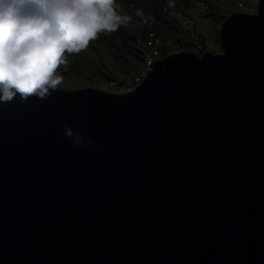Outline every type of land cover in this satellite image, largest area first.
Wrapping results in <instances>:
<instances>
[{"label": "water", "instance_id": "1", "mask_svg": "<svg viewBox=\"0 0 264 264\" xmlns=\"http://www.w3.org/2000/svg\"><path fill=\"white\" fill-rule=\"evenodd\" d=\"M219 39L0 111V264H264V0Z\"/></svg>", "mask_w": 264, "mask_h": 264}, {"label": "rangeland", "instance_id": "2", "mask_svg": "<svg viewBox=\"0 0 264 264\" xmlns=\"http://www.w3.org/2000/svg\"><path fill=\"white\" fill-rule=\"evenodd\" d=\"M202 0H116L117 11L129 17L126 24L111 33H101L87 49L68 56L59 71L63 86L59 89L95 88L126 93L145 77L148 67L143 46L153 34L165 46L161 55L190 50L201 44L204 51L223 52L219 32L228 16L236 12L256 13L258 0H205L208 18L199 16ZM243 3L244 9L238 10ZM190 20L192 29L184 22ZM204 53V52H203Z\"/></svg>", "mask_w": 264, "mask_h": 264}, {"label": "clouds", "instance_id": "3", "mask_svg": "<svg viewBox=\"0 0 264 264\" xmlns=\"http://www.w3.org/2000/svg\"><path fill=\"white\" fill-rule=\"evenodd\" d=\"M117 7L116 0H0V103L61 88L69 55L128 22Z\"/></svg>", "mask_w": 264, "mask_h": 264}, {"label": "built area", "instance_id": "4", "mask_svg": "<svg viewBox=\"0 0 264 264\" xmlns=\"http://www.w3.org/2000/svg\"><path fill=\"white\" fill-rule=\"evenodd\" d=\"M243 9H244V4L239 3L238 10L242 11ZM198 10H199V16L202 19L208 18L209 8L205 0L201 1ZM184 25L188 29H192L193 23L190 20H188L184 22ZM162 46H165L163 40L161 38L154 36L153 34H151L145 41L142 51H144V58L148 68L150 67V64L152 62L162 59V55H161ZM196 51L200 55L203 54V52H205L201 44L197 45Z\"/></svg>", "mask_w": 264, "mask_h": 264}, {"label": "snow or ice", "instance_id": "5", "mask_svg": "<svg viewBox=\"0 0 264 264\" xmlns=\"http://www.w3.org/2000/svg\"><path fill=\"white\" fill-rule=\"evenodd\" d=\"M36 98L37 97H35V96H31L26 100H22L20 98L19 94H17L15 99L0 103V111H4L5 109L10 108V107H14L16 105H27V104L31 103V101L35 100Z\"/></svg>", "mask_w": 264, "mask_h": 264}]
</instances>
